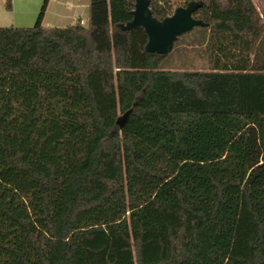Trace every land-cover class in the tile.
Segmentation results:
<instances>
[{
	"label": "trees",
	"instance_id": "trees-1",
	"mask_svg": "<svg viewBox=\"0 0 264 264\" xmlns=\"http://www.w3.org/2000/svg\"><path fill=\"white\" fill-rule=\"evenodd\" d=\"M192 1L209 71L162 69L120 29L135 0L0 27V264H264V13L150 8Z\"/></svg>",
	"mask_w": 264,
	"mask_h": 264
},
{
	"label": "water",
	"instance_id": "water-1",
	"mask_svg": "<svg viewBox=\"0 0 264 264\" xmlns=\"http://www.w3.org/2000/svg\"><path fill=\"white\" fill-rule=\"evenodd\" d=\"M151 0H135V9L132 12V20L126 24H119V28L130 31L137 27H143L148 43L145 51L161 56L169 54L180 36L193 31L198 27H208L202 19L194 14L203 7L202 1H192L184 7H178L174 12L163 20L155 18L150 8ZM124 116L123 122L127 118ZM120 127L123 126L119 122Z\"/></svg>",
	"mask_w": 264,
	"mask_h": 264
},
{
	"label": "crops",
	"instance_id": "crops-1",
	"mask_svg": "<svg viewBox=\"0 0 264 264\" xmlns=\"http://www.w3.org/2000/svg\"><path fill=\"white\" fill-rule=\"evenodd\" d=\"M12 1L13 10L10 12L13 13L14 24L12 26L17 28L34 27L45 5V0ZM89 5L90 0H48L42 25L47 28H61L78 23L85 24L81 15L86 12V18L88 19Z\"/></svg>",
	"mask_w": 264,
	"mask_h": 264
},
{
	"label": "rangeland",
	"instance_id": "rangeland-1",
	"mask_svg": "<svg viewBox=\"0 0 264 264\" xmlns=\"http://www.w3.org/2000/svg\"><path fill=\"white\" fill-rule=\"evenodd\" d=\"M253 2L258 11L264 13V0H253ZM12 10L13 1L11 10H8L6 8V1L0 0V27H10L14 24L13 13H10ZM81 16L85 22L83 25L86 26L88 23L86 12H83ZM200 33L201 30L195 29L183 35L177 41L173 50L163 56L160 67L173 71H209V52L207 48L200 45ZM120 118H124V115H121Z\"/></svg>",
	"mask_w": 264,
	"mask_h": 264
}]
</instances>
